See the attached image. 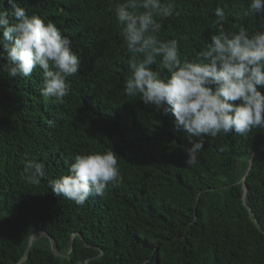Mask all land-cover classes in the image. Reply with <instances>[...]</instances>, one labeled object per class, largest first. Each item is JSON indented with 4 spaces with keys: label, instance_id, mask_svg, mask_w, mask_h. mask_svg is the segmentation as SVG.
<instances>
[{
    "label": "trees",
    "instance_id": "16d2710c",
    "mask_svg": "<svg viewBox=\"0 0 264 264\" xmlns=\"http://www.w3.org/2000/svg\"><path fill=\"white\" fill-rule=\"evenodd\" d=\"M123 2L17 0L56 24L81 68L60 103L41 96L39 68L13 78L0 59V264H264V129L205 136L198 162L186 165L184 147L198 138L124 92L130 59L144 54L120 35L114 9ZM161 2L175 11L155 17L157 38L178 41L182 62H199L221 31H264V17L245 15L251 0ZM160 61L150 67L166 75ZM108 150L122 179L102 196L80 206L52 192L49 181L67 175L75 155ZM26 158L45 166L39 185L21 175Z\"/></svg>",
    "mask_w": 264,
    "mask_h": 264
},
{
    "label": "clouds",
    "instance_id": "9594fccd",
    "mask_svg": "<svg viewBox=\"0 0 264 264\" xmlns=\"http://www.w3.org/2000/svg\"><path fill=\"white\" fill-rule=\"evenodd\" d=\"M9 8H0V59H6L3 70L15 78H29L33 71H42L41 96L63 103L69 94L68 77L78 74L79 56L72 51L71 40L53 22L27 14L17 0H7ZM142 8L143 11H136ZM174 4L161 0H124L115 9L129 52L132 74L126 79L124 92L139 94L145 105H152L163 114L174 117L175 126L190 138L185 146V164L194 166L197 153L203 148V137L235 133L246 135L253 129H264V31L251 36L244 27L236 32L221 31L211 37L207 50L199 53V62H182L178 41L157 38L162 25L156 16L174 14ZM249 13L264 17V0H251ZM215 24L223 25L225 12L215 9ZM161 57L166 75L155 72L151 65ZM117 154L105 152L77 154L68 174L49 181L52 192L84 205L92 196H102L110 183L122 177ZM31 185H39L45 166L26 158L21 173Z\"/></svg>",
    "mask_w": 264,
    "mask_h": 264
},
{
    "label": "water",
    "instance_id": "95a60500",
    "mask_svg": "<svg viewBox=\"0 0 264 264\" xmlns=\"http://www.w3.org/2000/svg\"><path fill=\"white\" fill-rule=\"evenodd\" d=\"M251 163H252V156H251V158L249 159L248 169H249ZM248 169H247V171H248ZM247 171H246V172H247ZM245 174H246V173H245ZM244 179H245V175L243 176V179H242V180H244ZM33 237H34V235H31V237H30V239H29V244H30L31 240L33 239ZM23 260H24V258H23Z\"/></svg>",
    "mask_w": 264,
    "mask_h": 264
}]
</instances>
